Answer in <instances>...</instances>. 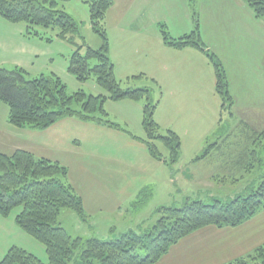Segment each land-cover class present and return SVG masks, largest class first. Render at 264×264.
I'll use <instances>...</instances> for the list:
<instances>
[{
	"label": "rangeland",
	"instance_id": "rangeland-1",
	"mask_svg": "<svg viewBox=\"0 0 264 264\" xmlns=\"http://www.w3.org/2000/svg\"><path fill=\"white\" fill-rule=\"evenodd\" d=\"M89 1L57 0L56 4L58 9L64 10L76 21L78 35L82 37L77 38L78 42H82V55L88 47L97 50L102 45L101 36L92 28ZM197 2L160 0L158 23L154 24L156 33L161 34V23L171 34L184 24L194 28L195 19L199 21ZM36 29L38 35L28 34L25 23H12L0 17V61H4L0 67L13 69L14 62L20 60L18 67L22 66L28 72V77L54 73L65 84L68 93L82 90L86 97L109 95L106 89L97 84L94 73L81 82L68 70L75 46L57 38L56 28ZM159 35L153 37L151 50L156 49L155 45L158 44L155 40L160 41ZM112 36L117 38L114 31ZM142 40L141 35H129V32L119 40V44L127 45L129 50L125 51L119 45L118 68L122 64L123 68L119 73L114 68V75L122 89H151L150 99L152 102L158 101L154 119L159 125L160 134L165 135L169 129L180 140L179 156L175 162H168L169 151L159 140L153 143L166 161L153 158L146 144L140 140L145 137L142 128L144 99L106 98L102 110L98 108L94 112L95 118L116 123L119 128H111L98 120H82L73 116L60 118L46 129L32 130L23 135V139L31 144L46 142L42 153L67 168L68 182L85 202L84 217L71 209L61 210L58 216L60 225L73 238L96 237L105 240L117 238L128 230L139 233L157 221L160 207L180 208L194 200L204 204H212L216 200L226 202L251 193L259 184L261 170L243 172L230 155L233 151L238 153L247 147L252 148V140L240 133L243 129H239V119L236 117L240 111L237 101L232 106L236 116L230 117L222 112L221 98L213 89V84L211 94L205 97L206 102L199 101L200 110L204 111L196 108L183 113L178 110L173 96L165 94L160 100L163 85L157 80L141 72L127 77L123 75L122 72L141 68L148 62L142 59L144 50L148 49L134 46L135 43L141 44ZM21 49L25 52L17 53ZM95 63V60L90 62L91 65ZM127 67L130 68L124 70ZM234 88L237 90V84ZM204 90L203 85L196 83L194 91L198 97ZM196 102L192 99L190 103ZM71 107L79 111L81 103L74 102ZM7 110V106L0 102V119L3 111ZM220 117L222 126L219 129L216 127ZM94 195L99 198L97 205ZM19 210L20 207H16L7 216L0 215V256L15 244L47 261L44 245L16 224L15 215Z\"/></svg>",
	"mask_w": 264,
	"mask_h": 264
},
{
	"label": "trees",
	"instance_id": "trees-1",
	"mask_svg": "<svg viewBox=\"0 0 264 264\" xmlns=\"http://www.w3.org/2000/svg\"><path fill=\"white\" fill-rule=\"evenodd\" d=\"M258 18H264V0H243ZM90 19L93 30L101 36L102 45L94 50L87 48L80 54L82 39L78 26L70 14L58 9L57 0H0V17L12 22L26 24L27 33L38 35L36 27L56 28V37L63 39L75 50L71 55L68 70L81 82L91 73L96 76L99 86L109 92L108 96H85L82 90L68 93L65 84L56 74L30 78L28 72L15 66L13 69L0 67V102L8 107V121L16 127L45 128L60 118L78 117L82 120H98L111 128H119L113 122L93 116L106 98L113 100L144 99L142 108V140L153 158H163L153 143L159 140L169 151L168 162H175L179 156L178 135L167 130L160 134L154 119L158 101L150 99V88L122 89L114 75V64L108 55L109 42L104 27L107 11L113 0H90ZM161 27V37L167 46L182 49L193 47L201 50L214 67L215 91L221 98V110L232 116L233 99L228 90V81L220 61L209 52L199 35V22L191 32L172 38ZM51 41V39H47ZM96 63L91 65L90 62ZM81 103L79 111L71 106ZM222 126V119L218 120ZM240 133L252 140V148L230 155L243 172L260 169V181L256 189L245 196H237L229 201L216 200L204 204L199 200L185 203L180 208L160 207L159 218L151 226L139 233L128 230L117 238L72 237L58 222L63 209H71L81 217L85 216L81 197L67 180V168L56 161L37 157L26 150H16L11 154L0 152V215L7 216L16 207V224L28 235L42 243L47 253L43 262L26 249L13 245L0 260V264H154L170 247L183 237L203 227L213 225L236 227L264 209V128L252 130L245 123ZM233 155V156H232ZM235 155V156H234ZM225 264H264V243L244 256Z\"/></svg>",
	"mask_w": 264,
	"mask_h": 264
},
{
	"label": "crops",
	"instance_id": "crops-1",
	"mask_svg": "<svg viewBox=\"0 0 264 264\" xmlns=\"http://www.w3.org/2000/svg\"><path fill=\"white\" fill-rule=\"evenodd\" d=\"M159 1L113 0L104 19L109 42L108 55L114 64L115 72L119 73L123 68V64L120 69L118 68L119 40L128 32L129 35H141L143 37L141 44L135 43L134 46L148 49L142 54V59L148 62L141 68L122 72L123 75L127 77L141 72L146 77L157 80L163 85L160 100L165 94L173 96L178 110L183 113L191 112L196 108L204 111L200 110L199 101L201 99L206 102L205 97L211 94L213 84L215 90L214 67L206 55L197 48L176 49L164 44L161 34L156 33L157 28L154 27V24L158 23ZM196 1H198L196 5L200 38L206 49L222 64L233 103L237 101L239 104L240 118L234 112L230 117L236 116L239 119V129H243L244 123L252 130H256L257 127H259L257 130L264 128V18L256 17L243 0ZM189 25L184 24L173 34L168 32L164 25L163 29L172 38H178L192 31L193 26L189 28ZM113 31L117 36L116 39L112 36ZM158 35L161 39L155 40L158 45H155V50H151L153 37ZM120 46L128 52L127 45ZM0 50H2L1 41ZM22 51L25 52L21 49L17 53ZM150 52L153 54L150 55ZM14 63L18 66L21 62L16 60ZM198 82L205 88L204 93L199 97L194 91ZM235 84L237 90L234 88ZM235 93L236 96H233ZM192 99L198 102L191 104ZM50 126L40 129L16 127L8 121V110L3 111L0 119V152L11 154L16 150H26L37 157L50 159L42 153L46 142L31 144L23 139V135L27 132ZM218 126L217 123L216 128ZM82 203L85 210L84 200ZM94 203L99 204V198L95 195ZM262 243H264V210L236 227L218 228L209 225L198 229L172 245L154 264H225L246 255ZM13 245L15 244L9 246L7 251ZM4 255L0 256V260Z\"/></svg>",
	"mask_w": 264,
	"mask_h": 264
}]
</instances>
